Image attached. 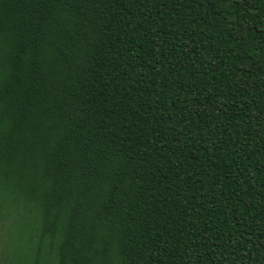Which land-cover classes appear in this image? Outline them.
Listing matches in <instances>:
<instances>
[{"label":"trees","instance_id":"obj_1","mask_svg":"<svg viewBox=\"0 0 264 264\" xmlns=\"http://www.w3.org/2000/svg\"><path fill=\"white\" fill-rule=\"evenodd\" d=\"M0 264H264V0H0Z\"/></svg>","mask_w":264,"mask_h":264}]
</instances>
